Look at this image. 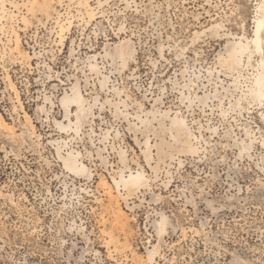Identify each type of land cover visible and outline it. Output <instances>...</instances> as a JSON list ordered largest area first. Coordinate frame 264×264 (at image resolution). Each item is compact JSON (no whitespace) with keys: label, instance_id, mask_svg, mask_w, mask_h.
I'll use <instances>...</instances> for the list:
<instances>
[{"label":"rangeland","instance_id":"1","mask_svg":"<svg viewBox=\"0 0 264 264\" xmlns=\"http://www.w3.org/2000/svg\"><path fill=\"white\" fill-rule=\"evenodd\" d=\"M262 1L0 0V264H264Z\"/></svg>","mask_w":264,"mask_h":264},{"label":"bare ground","instance_id":"2","mask_svg":"<svg viewBox=\"0 0 264 264\" xmlns=\"http://www.w3.org/2000/svg\"><path fill=\"white\" fill-rule=\"evenodd\" d=\"M251 41L255 44L257 50H264V0L259 9L258 17L255 24L254 35ZM262 66L264 68V60L262 62ZM261 74L260 86H261V95H264V73ZM81 96L75 89H73L72 93H66L63 97V103L70 107L71 103H80ZM65 119L71 121L69 109H66ZM59 128L64 132L67 131L71 125L64 123V121L60 120L58 122ZM52 144L55 146L58 156L61 159L64 167L68 169L75 175H80L87 170V166L84 161L81 160L80 154L77 153L74 149L67 148V141L64 139H55L52 141Z\"/></svg>","mask_w":264,"mask_h":264},{"label":"snow or ice","instance_id":"3","mask_svg":"<svg viewBox=\"0 0 264 264\" xmlns=\"http://www.w3.org/2000/svg\"><path fill=\"white\" fill-rule=\"evenodd\" d=\"M260 54H261V56H264V50H261ZM262 98H264V97H262Z\"/></svg>","mask_w":264,"mask_h":264}]
</instances>
